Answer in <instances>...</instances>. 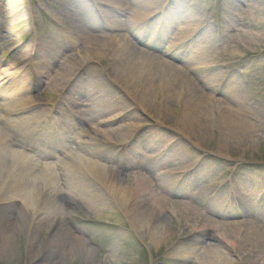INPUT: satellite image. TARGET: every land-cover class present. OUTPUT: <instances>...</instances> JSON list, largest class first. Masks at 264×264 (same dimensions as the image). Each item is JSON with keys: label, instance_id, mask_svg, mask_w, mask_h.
Masks as SVG:
<instances>
[{"label": "bare ground", "instance_id": "obj_1", "mask_svg": "<svg viewBox=\"0 0 264 264\" xmlns=\"http://www.w3.org/2000/svg\"><path fill=\"white\" fill-rule=\"evenodd\" d=\"M100 1L108 3V5L120 15H129V22L126 23L122 18L104 9L102 10L104 13H106V11L109 12V14L107 12L108 16L105 15L110 24L109 27L104 24L102 26L90 24L86 27H82L73 23L68 33L69 35H74V39L73 37L68 38L70 39L69 45L72 47L76 46L78 49H71L70 47L65 48V52L67 53L63 62L64 65L67 63L69 68L64 66L61 70L65 68L64 71L69 72L74 68V71L68 77L57 73L51 85L53 88L62 86L60 90L65 89L69 79L78 72V78L75 83L84 81L81 80L84 77V73L82 71L80 72V69L84 67L83 64L85 61L95 60L96 58H98V60L108 59L111 68L109 74L105 76L115 84L114 92L117 94L124 92L129 94L130 99H134V104L131 106L125 103L123 104L120 111L123 112L132 107H134L135 110L133 112L131 111L127 116H121V121L134 120V122L126 127L114 128L109 126L110 124H107L108 126L106 127H108V129H104L103 127L92 128V124H95V120L93 122L94 116L103 109L99 110L97 107H95L96 109L93 108V105L97 103L86 104L85 106L81 99L82 93L80 89L78 90L76 86L72 87L71 85L67 88L65 95L68 97L72 95L81 97L78 100L75 98L70 99L73 109H78L79 120L77 122H71L69 120H67V122H62L63 120H61L60 122L57 119L54 123V126L57 127L56 130L49 134L53 141L45 146L43 154L30 156L26 152L19 150L22 140L21 137L19 139L15 137L16 133L22 131L21 126L16 125V123L20 124L22 120H27L26 122L29 124L30 118L26 116L12 119L0 115V250L8 249L10 243V237H8L10 235L8 234L12 232L15 224V222H12L13 218H15V215L19 211H23L26 238L29 241L30 253L33 255L36 250L35 245H37L39 241L40 230H42L41 227L50 218V222L47 225L48 228L50 227L49 225L53 226L56 223L58 217L60 218L59 220H61L67 215V208L71 206L66 205L64 196L71 199V205L73 207L83 205L88 211L95 212L100 210L99 207L103 206L105 203V196L102 193V190H104V192L117 198L116 202L118 206H128L129 210L126 215L130 218L131 224L136 230L143 233L146 227L150 224L153 225V231L150 233L151 237L149 242L155 247L162 244L169 235L167 222L163 216L166 210L180 207L188 216L192 217L196 215V207L200 204L203 205L204 200H208L212 190H207L204 186H200L199 189H196L198 191L189 192L184 190L182 192L173 193L171 191L173 189L171 188L170 190L168 186L172 177L169 175L167 178L168 181L165 182L166 175L163 177H159L157 174L154 175L153 167L147 163L152 162L150 155L145 154V159H143L145 161L139 160L135 162L134 165L131 164L133 165L132 168L129 167L130 165L125 168L122 167L123 163L111 167L110 163L115 164L119 162L113 151L110 149L109 152L111 151L112 153L108 156L106 155L108 152L107 149L101 148L100 146H90L89 143L97 142L99 136H133V133L137 132L133 144H135V146H143V149L152 153L154 148L151 147L147 141L149 138H152V135L160 131L152 130L150 137H148V133L146 132L149 128V126H147L148 124L146 125L144 121H141V123L136 122L138 121L137 110L154 114L158 120L165 123L167 122L174 128L173 132L176 134L172 135V137L174 139L177 138V140L170 148L173 152L179 151L177 153L174 152L173 156H171V158H173L172 163H176L177 165H184L190 160L189 156L191 152L189 149L183 148L185 147L183 146L185 144L182 142L184 141L183 139H187L189 142L196 141L198 146L201 145L200 143L204 140L206 133L208 131H215V129H219L221 135L225 138L224 140H226V134L229 137H240L249 134V124H252L251 119L254 117V112L251 110L249 103L244 99V87L237 86L236 84L238 83H235L233 85L236 87L231 89L227 98L226 96L217 98L218 85L222 83L221 81L224 74L221 75V72H218L206 78L203 76L205 71L208 72V70H203L206 67H203V69L190 68V66L197 64L196 62L191 65L195 60H199V56L187 57L189 60H184V56H179L178 53H175V55L170 54L173 59L182 63V65L179 66L165 59V54L163 55L162 51H160V45L158 43L151 42L146 45L140 43L139 40L137 41L138 43L132 40L134 39L133 28L139 26H141V28L144 27L147 20L153 17L158 10L165 12V17L159 14L161 15L159 17H161L162 21L159 23L158 19H154V22L156 25H160L158 29L161 30V28H163L164 34L167 28V19L170 20L176 17L175 21L178 23V21L184 17V11L180 12L182 16L175 17H172L173 11L171 12L172 9H175V4L179 3L178 1ZM12 5L14 6L17 4L13 2ZM172 5H174V7H172ZM155 8L158 9L153 11ZM129 11L131 14L128 13ZM201 20V17L193 16L192 18V16H190L189 22L192 23L191 26L189 28L187 26L186 28H179V31L175 33L176 37L182 41L186 39V36H188L191 31L198 36L199 34L196 32L201 28ZM162 22H164V24ZM101 28L105 29V31H100L99 29ZM111 32H113V34H111ZM161 37L162 38L159 39L160 43L162 39L165 38V35H161ZM79 42H83L87 49L86 53L83 54V52L80 51ZM138 44H143L146 47L141 48ZM55 48L57 50H63L64 47L58 44L55 45ZM183 49H188L185 43H183L177 51ZM20 50H24V48L22 49L20 47L16 49V51ZM201 50V54L203 55L200 59L203 60L201 63H198V65H205L210 56L209 54H211V47H209L208 50L203 47ZM28 63L29 62H25L16 72L10 70L6 71L0 67V101L4 102L3 105L6 108V114L18 111L30 112L32 109L38 108V104L33 103L34 99L31 97L30 93L38 92L37 86L41 84L43 76L47 75L50 77L52 73L56 71V68L51 66V61L48 60V57H44L43 60H39L37 64L38 75L40 76L39 80H34L31 76H23L19 78V80L18 77L20 72H23V68ZM104 83L105 82L99 84V82H97L94 85L92 84V86H94L93 88L96 90L102 91ZM83 98H86V96L83 95ZM46 100L48 99H41L38 97V101L36 102ZM160 108H162L161 115L158 113ZM2 121L9 125L11 129L5 131L4 125L1 124ZM174 123L175 126H173ZM80 126H82V129L89 128L90 130L87 138L82 141L80 146L76 147L77 150L61 164H58L57 161L49 162V160L52 159L50 156L66 148L65 142L63 141L73 135H77L78 138L81 132L80 130L78 133ZM47 129L54 130L52 126H49ZM197 135L203 138H198ZM96 137L98 138L96 139ZM171 141H168L167 144ZM160 150L161 149L156 151V154L158 152L156 159L159 160L160 163H165L168 159L170 160L168 154L164 156L160 155ZM135 151L137 152L136 149ZM199 156L200 153L198 157ZM57 158L58 155L56 159ZM208 159L210 158L207 157L204 162L206 163ZM154 163L155 162L152 164ZM126 168L130 170L129 173L126 172L128 170ZM161 170L167 169L162 168L158 172ZM169 171L170 170H167L168 174L171 173ZM213 171L214 170L209 171L208 174L210 176H212L211 174L216 175V172L213 173ZM206 178L207 176L202 177L199 181L203 182ZM194 180L195 179H191L190 176L187 175L183 186L192 184ZM239 180L243 182L242 184H247L251 186V188H258L260 184L255 185L251 178L246 177H242ZM195 183H197L196 180ZM242 184H240L239 187H241ZM167 190L168 196L158 194V191L167 192ZM245 191L242 192L237 189L236 195L234 194L236 200L239 201L241 213L248 207L247 202L251 194V190L249 192ZM255 191H252V193L256 196L257 192ZM261 192L262 190H260V193L258 192L259 195ZM169 195L171 197H178V201L173 200ZM217 198H219V196ZM214 207L215 209H211V207L207 206L206 209L208 212L213 210L216 216L221 217V221L214 220L213 223L223 226L221 223L224 224V219H226L228 214L226 213L227 211H224V202L219 206L217 203ZM106 208L110 210L113 209L109 204L106 205ZM155 211L158 212V215L155 214ZM98 213H100V211H98ZM210 221L211 219L207 220V222ZM212 226L216 229L215 224L208 225L207 227L201 226V230H199L198 233L204 235V231H218L220 235L223 234V228L212 231ZM228 226H232L233 229H235L236 234L234 240L229 239V235L228 237L226 235L227 233L221 235V238L224 240L226 239V242H228L232 248L237 247L240 234H244L246 237L245 245L243 242V249L239 255V259L231 257L229 253L223 251L224 249H212V247V250H207L205 247L212 245L205 244L204 241L199 240V238L197 239L196 236L190 239V242L194 244L191 249H185L177 245L170 252V257L177 258L180 264H185L194 257L195 252L198 250V248H196L198 245L204 249L202 252L204 261L201 264H237L238 262H243L247 256L255 259L259 257V254L264 255V225L259 226L254 223H248V230H246V232L242 229V226H245L243 224L231 223L228 224ZM76 230L77 229L74 230L62 224L61 229L56 233L57 235L53 234L50 238L48 243L49 246L46 248L45 254L40 251L39 256L35 258L40 259L37 264H43L47 261L48 264H57L59 261V254H53L54 248L64 251L66 245H73V243H76V240H78ZM54 237H56V239H54ZM79 239L80 241L77 243L81 245V253L87 260V264H96V255L93 248L84 244V242L82 243L81 239L83 238L80 235ZM63 243L65 246L61 245ZM244 248L248 249V254L244 252Z\"/></svg>", "mask_w": 264, "mask_h": 264}, {"label": "rangeland", "instance_id": "obj_2", "mask_svg": "<svg viewBox=\"0 0 264 264\" xmlns=\"http://www.w3.org/2000/svg\"><path fill=\"white\" fill-rule=\"evenodd\" d=\"M166 1L170 2V0H165V2ZM176 1L180 4H175V7L172 5V7L175 8H171V12L173 11L172 17L182 16L180 13L182 11H184V17L180 19L178 23L175 21L176 17L170 20L167 19V22L165 21L167 28L165 29V34L164 32L162 34L165 35V38L162 39L161 43L159 40L156 42L160 45V51H162L163 55L165 54V59L167 61L179 66H181L182 63L173 59V57H171L172 54L175 55V53H178L179 56H184V60L199 56L198 61L195 60L191 63V65L196 62L197 64L190 66V68L203 69V67H206L203 69L208 70V72L205 71V73H203V76L206 78L213 74H217L218 72H221V75L225 74V71L230 73L229 76H227L228 80H224L226 81V84L223 90L219 87L217 98H223V96H226L227 98L231 89L236 87L233 85L235 83H238L236 84L237 86L239 85L245 88L243 93L244 99L249 103L251 110L254 112V117L251 119L252 124H249V134L240 137H229L226 134V140H224L225 138L221 135L219 129H215V131H208L204 140L200 143L201 145L198 146L196 141L189 142L187 139H183L184 141L182 142L185 144L182 145L185 147H182L184 149H189L191 152V155L189 156L190 160L188 159L189 162L184 165L172 163L173 158H171V156H173L174 152L177 153L179 151L173 152L169 149L172 154L169 150V152L165 154L170 156V160L168 159L165 163H160L159 160L156 159L158 154V152L156 154V151L162 149L168 141L174 139L172 137V135L176 134L173 132L174 128L167 122L165 123L158 120L154 114L137 110L138 121L136 122L141 123V121H144L146 124H152L151 128L146 131L148 137H150L152 130L160 131L159 133H156L157 135H152V138H149L147 141L149 145L154 148L152 153L143 149V146H135L134 144L129 155L124 153L116 155L115 152L121 151V146L129 140L130 136L128 135L123 137H114L111 135L110 137H96L99 140L97 142H100L98 143V146L107 149L108 152L106 155L108 156L112 153L111 151L109 152L111 149L119 160L118 163H110L111 167L118 166L120 162H124L122 167L125 168L130 165L129 167L132 168L135 162L139 160L145 161L143 160L145 159V154L150 155L153 159L151 161L155 163H147L153 167L154 175L157 174L162 176L160 175V172H158L162 168L170 170L171 173L166 175L165 182L168 181L167 178L169 175H172L173 178V174L184 172L194 167L199 153L208 154L209 156H206V158L210 157L208 161L206 160V163H208L206 164L202 161L203 163L196 169V173L192 174L191 179H195L197 183H195L194 180L192 185L187 186L188 188L186 186L184 187L186 189L185 191H198L196 189H199L200 186H204L207 190H214L216 186L224 185L219 194L225 196L226 190L231 187L229 182L225 183V181L227 182L228 179L234 180L236 178V182H238L235 185L236 190H239V188L242 192L245 190V192H249L251 190L250 199L247 202V208L249 209L245 208L241 213L239 206L237 209L233 206L227 208L229 209V211H227L229 214H227L226 219H224V224L221 223L223 226L213 223L214 220L221 221V217L216 216V213L213 212V210L212 213L208 212L206 209L207 207L204 206L210 205L213 207L219 203L218 200H216L217 203L212 204L211 202L209 204L207 200H204L203 205L200 204L196 207L197 216L193 215L192 217L188 216L180 207L168 209L164 212L163 216L167 222L169 235L162 244L155 247L149 242L151 237L150 233L153 231V225L150 224L146 227L143 233L136 230L132 226L130 218L126 215L129 210L128 206L121 207L114 204L113 202L115 198L112 199V195L104 192V190H102V193L105 196V203L103 206L99 207L100 210L98 211H100V213H98V211H88L83 205L73 207L71 205V199L64 196L66 205L71 206L67 208V215L61 219L62 221L59 220L60 218L58 217L56 223L53 226L49 225L50 227L48 228L47 225L50 222V218L41 227L42 230H40L38 246L35 245L36 250L33 255L30 253L29 241L26 238L23 211H19L15 215V218H13L12 221L15 222L13 230L8 234L10 235L8 236L10 237L8 249L0 250V264H37L40 259L35 258L39 256L40 251L45 254L46 248L49 246L48 243L50 238L61 229L62 224H65L74 230L77 229L78 240H76V243H73V245H66L64 251L54 248L53 254H59V261L57 264H87V260L81 253V245L77 243L80 241L79 235L83 238L81 239L82 243L84 242V244L93 248L96 255V264H180L177 258L170 257V252L177 245H180L185 249H191L194 244L190 242V239L194 236H196L197 239L199 238V240L204 241L205 244L212 245L206 246L205 248H207V250H210L212 247V249H224L223 251L229 253L231 257L239 259V255L243 249V242L245 245L246 237L244 234H240L237 247L232 248L231 245L226 242V239L224 240L221 238V235L227 233V237L229 235L228 238L234 240L236 234L235 229H233L232 226H228V224H243L245 225L242 226L244 232L248 230V223H254L259 226L264 225V0ZM13 2H16L17 5L13 6ZM104 9L108 10L111 14L122 18L126 23L129 22V15H120L113 10L108 3H103L100 0H0V59H4L6 62L3 65V69H10L11 66L19 65L21 61L28 58L30 46L32 44L31 38L36 34L35 40L37 39L40 44L39 55L37 59L33 61L31 66H36L39 60L48 57V60L51 61V66L56 68V71L55 73H52L50 77L47 75L43 76L41 84L37 86L38 93L34 95H38L41 99L57 100L58 96H61L60 94L63 91L60 90L62 86L59 88H53L51 85L54 76H56L57 73H60L68 77L74 71V68L69 72L64 71L65 68L61 70L64 66L69 68V65L67 63L64 65L63 62L67 53L65 52V48L70 47L71 49H78L76 46L72 47L69 45L70 39L68 38L73 37L74 39V35H69L68 30H71L73 23L82 27H86L90 24H97V26H102L104 24L109 27L110 24L106 18V16H108V11L104 13L102 11ZM157 9L158 8H155L153 11H156ZM159 11L161 10H158L154 16L156 17L157 15V19ZM128 13L131 14L130 11ZM190 16H192V18L193 16L201 17V22L204 23L207 29L198 36L191 31L188 36L185 35L186 39L180 41L175 33L179 31V28H186V26L189 28L191 26L192 23L189 22ZM152 22L153 24L149 31L153 35V33L156 32V26L158 24L156 25L154 21ZM135 28L136 27L133 28L134 39H132L135 43H138V40L140 42L142 41V43L144 42L143 44L146 45L154 42L151 40L153 39L151 34L148 35L146 39L145 37L144 40L141 39L139 28H136V30ZM99 30L105 31L103 28ZM181 30L184 31L183 29ZM111 34H113V32H111ZM27 40L28 45H22L24 44L23 42ZM183 43L186 44V48L188 47V49L177 51ZM58 44L64 47L63 50H57L55 48V45ZM143 44H138V46L145 48L146 46ZM78 45L83 54L87 52L83 42H79ZM21 46L24 47V50H20L18 54L13 56V50ZM203 47H205L206 50L211 47V54H209L210 56L205 65H198V63H201L203 60L200 59L203 55L201 54V49ZM96 59L85 61L83 64L84 67L82 65L83 68L81 69L83 70L87 68L86 66H90L92 68L90 75H92L99 84L105 82L102 87L103 90H96L93 88L94 86H92L93 90L91 89L88 91L86 98L72 95L68 97V100L71 98L77 100L81 98L85 106L86 104L97 103L96 105H93V108L97 107L99 110H103L99 111L96 116H94L93 122L94 120L96 122V120L100 118L101 122V120H109L112 116L120 112L119 104L110 107L109 101L116 102L120 100L122 102L133 103L132 101H134V99L131 100L129 94L124 92L119 94L114 92V85H112L110 82L111 80L109 81V78L105 76L109 74L111 68L109 60ZM85 73L89 72L85 70ZM39 78L40 76L38 75L36 80H39ZM77 89L82 91L81 86H77ZM31 95L33 94L31 93ZM68 103H70V100ZM77 111L78 109H76V112ZM161 112L162 108L159 109L158 113L160 114ZM77 118L79 120L78 115ZM155 120L160 122V124L158 125L155 123ZM71 122L76 121L74 119V121ZM133 122L134 120H127L109 126L114 128L126 127ZM92 125L96 128H101V126H95V124ZM173 126H175V123ZM5 128H7V126H5ZM79 128L82 129V126ZM103 128L108 129L106 126ZM197 136L198 138H203L202 136ZM15 137L17 139L21 137L22 140L19 150L26 152L30 156L43 154V145L53 141L49 137L38 138L29 135L28 133L25 134L23 131L16 133ZM75 137L76 135H73V140ZM69 139L70 138H67L66 141L70 142L71 140ZM30 143L34 144L37 148L31 149V147L28 146ZM40 144H42V147ZM193 146L196 149H193ZM63 151L64 150H61L53 155L49 162H54L57 155H62ZM210 169L214 170L213 173L216 172V175L211 174L212 176H210L208 174V172L211 171ZM126 172L129 173L130 170L128 169ZM206 176L207 178L205 181H199L202 177ZM242 177L251 178L255 185L260 183L258 188H251V186L247 184H242L243 182L239 180ZM239 183L242 184V188L239 187ZM260 190H262V192L259 195ZM252 191L257 192L256 196ZM158 194L168 196V190L167 192L158 191ZM170 198L178 201V197L176 196H170ZM108 204L112 205L111 207L113 209L110 210L106 208V205ZM213 208L215 209V207ZM156 211L155 214L158 215V212ZM208 219H211V221L207 222ZM211 224H215L216 226V229L212 226V231L223 228V234L220 235L218 231H204V235L198 233V231L201 230V226L207 227ZM54 239H56V237H54ZM64 243L61 245L65 246L66 243ZM196 248H198V250L195 252L194 257L185 264H201L204 261L202 255L204 249L199 245L196 246ZM244 250L245 253H249L248 249L244 248ZM258 256L259 257H256L255 259L247 256L243 262H238L237 264H264V255L259 254ZM43 264H48V261Z\"/></svg>", "mask_w": 264, "mask_h": 264}]
</instances>
